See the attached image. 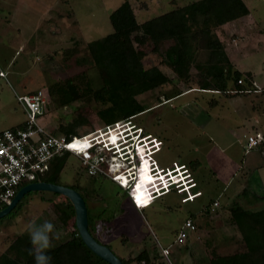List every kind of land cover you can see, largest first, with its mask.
I'll return each mask as SVG.
<instances>
[{
    "label": "rangeland",
    "instance_id": "obj_1",
    "mask_svg": "<svg viewBox=\"0 0 264 264\" xmlns=\"http://www.w3.org/2000/svg\"><path fill=\"white\" fill-rule=\"evenodd\" d=\"M124 1L0 0V71L6 75V80L0 79V132L16 128L24 120L16 94H32L37 90L45 92V88L59 80L85 70L88 78L93 79L94 86H99L86 46L90 41L105 36L110 37L125 81L134 77L140 81L158 72L172 78L171 85L138 97L145 107L156 105L165 96L188 88L161 66L160 59L148 48L143 47L146 56L139 60L127 36L114 35L108 17ZM128 1L137 22L142 23L198 0ZM242 1L249 10L247 17L219 29L200 19L193 31L196 28L211 30L224 43L233 69L252 72L256 87L261 88L264 86V0ZM168 44L165 43L164 47ZM67 49L71 51L68 57L64 56ZM194 58L198 67L193 70L192 76L196 78L199 71L205 73L207 57L198 51L194 52ZM230 86L233 88V84ZM99 107L89 100L59 107L54 98H48V111L38 121L56 135L59 134L58 127L73 118L80 124L76 129L77 136L100 133L106 125L96 115ZM252 107L258 108L252 110ZM132 121L137 127H142L143 134L150 135L144 136L141 144H149L150 156L159 167L171 164V170L177 167L190 172L191 163L192 169H197L194 177L198 185L195 183V190L199 189L200 195L190 202L183 201L184 196L172 188L164 197L150 203L151 196L160 195L168 186L161 188L160 179L155 177L162 173L153 174L152 164L144 159V149L139 146L137 156L141 158V163L135 165L137 178L127 199L126 192L119 190L110 177H90L77 157L63 154L60 156L64 160L56 185L74 186L86 195L84 200L94 217L97 240L109 246L118 258L128 259L134 258L144 247L145 237L148 248L158 244L171 254L169 260L161 256L156 264L247 263L238 231L224 222L233 203L248 209L262 204L253 206L247 203L253 202L252 194L264 197V153L261 156L256 148L249 149L247 137L257 131L260 135L264 134L263 99L259 96L226 99L216 93L193 89L149 109ZM107 136L112 142V138L117 137L116 131L110 130ZM157 142L159 150L156 149ZM111 151L105 156L108 162ZM120 159L126 163V159ZM177 159L180 161L175 162ZM195 162H200L198 168ZM56 168L55 165L53 170ZM147 176L152 178L151 181L146 187H140L139 181H146ZM132 177L128 178L132 180ZM244 189L249 195H241ZM64 199L51 192L27 194L17 205L16 216H6L0 223V255L17 236L27 234V225L33 220L36 223L48 220L55 225L60 236L53 240V245L65 241L74 228L75 213L63 211ZM121 199L125 200L121 203ZM216 202L219 206H214ZM137 209L143 211L136 213ZM103 211L101 219H96ZM113 211V217L105 222L108 212ZM189 218L196 221L199 232L191 234L189 240L179 245L175 242L176 236ZM227 227L232 229L227 231Z\"/></svg>",
    "mask_w": 264,
    "mask_h": 264
},
{
    "label": "trees",
    "instance_id": "obj_2",
    "mask_svg": "<svg viewBox=\"0 0 264 264\" xmlns=\"http://www.w3.org/2000/svg\"><path fill=\"white\" fill-rule=\"evenodd\" d=\"M248 15L249 10L242 0H198L145 22L138 23L130 2L125 0L108 17L114 35L125 34L134 46L136 57L139 60L144 59L146 56L143 47L148 48L151 53L156 54L160 59V65L170 71L178 82L183 83L188 88L165 96L156 105L145 107L139 102L138 97L171 85L173 83L172 78L164 72H158L140 81H136L134 79L136 77L128 82L125 81L126 77L115 55L110 37L105 36L90 41L86 46L92 68L95 69L98 75L99 86H94L93 79L88 78L85 70L72 77L59 80L45 88L46 95L49 99L54 98L59 107L69 106L79 100H89L98 104L100 107L96 115L106 127L113 126L118 122L130 121L133 123L132 120L134 118L143 115L149 109L179 98L185 92H190L193 89H198L208 94L216 93L226 99L236 96L247 99L251 95L257 94L255 95L256 98L259 96L264 101V87L257 89L254 86L251 73H241L233 69L227 56L225 45L211 30L196 28L197 30L193 31V27H197L200 19L204 23H212L214 29H219L225 24L236 22ZM165 43H169L168 46L164 47ZM198 51L204 53L207 57L204 64L206 70L205 73H200L199 71L197 77L194 78L192 72L198 67L194 52ZM70 55L71 51L67 49L64 56L68 57ZM128 76L131 77L130 75ZM230 84H233V88H231ZM257 108L252 107V110H257ZM79 127V121L73 118L70 122L61 124L58 127V132L71 140L77 136L76 129ZM16 128H22V124L17 125ZM142 131L144 133L143 129ZM147 135L150 136L149 134H143V136ZM262 138L263 141L256 148L261 156L264 153V134H262ZM63 160L64 157L60 158V156L53 159L49 172L41 182L56 185ZM195 163L196 167L200 165V162ZM55 165L57 168L53 170ZM190 166L194 168L191 163ZM52 170L53 175H51ZM119 175L118 179H121L123 184H127L128 180L125 174L121 172ZM90 177L105 178L99 173ZM111 182L119 190H123L115 182ZM26 186V184H23L21 188ZM72 189L78 191L83 199L87 198L76 187L73 186ZM247 194L248 192L245 189L241 193L242 196H247ZM54 195L61 197V195ZM251 196L253 198L251 204L258 205L262 203L260 204L261 206L257 209H248L233 203L228 208L229 217L224 223L226 226H233L238 231V238L241 239L245 247L244 256L247 262L245 264H264V197H259L256 194ZM127 197L126 195L125 199ZM18 210L17 207L6 218L15 217V213L17 214ZM63 211L65 213H74L73 206L67 199H64ZM105 211L97 215L96 219H101ZM108 214L109 216L105 219V222L110 221L114 211L112 213L108 212ZM2 220H0V223ZM88 231L98 241L94 217L89 210ZM143 241L144 247L134 258H119L122 264L157 263V260L163 256L161 253V248L163 247L154 244L151 248H148L145 244V237ZM98 242L101 243L100 241ZM31 248L32 245L28 234L24 233L17 236L10 243L8 249L0 255V264H34V257L30 255ZM47 254L52 258L51 264H108L94 255L84 245L75 224L67 239L55 244L48 250ZM169 255H171L170 252ZM211 264H214V262L212 261Z\"/></svg>",
    "mask_w": 264,
    "mask_h": 264
},
{
    "label": "built area",
    "instance_id": "obj_3",
    "mask_svg": "<svg viewBox=\"0 0 264 264\" xmlns=\"http://www.w3.org/2000/svg\"><path fill=\"white\" fill-rule=\"evenodd\" d=\"M0 79L6 80V75L2 71H0ZM16 101L24 114L22 128H11L0 132V211L12 203L17 193L22 189L21 186L23 184L28 186L34 183H41V180L49 172L53 159L64 153L77 157L88 175L93 176L99 173L110 177L111 181L117 185L125 187L126 184H123L121 179H116L118 175H114L111 172L113 170L112 166L115 163L108 162L105 159L106 154H109L110 148L108 143H111L110 140L107 144L102 143L100 147H92L93 144L90 143L89 138L91 133L76 136L69 140L63 135H56L44 128L38 121L39 117H42L48 111V98L46 92L42 90H37L32 94L26 95L16 94ZM105 129L109 132V127ZM107 138L110 139V136ZM262 141L263 138L260 134L249 136L247 137V147L249 149L257 148ZM155 145L156 149H158L160 144L157 142ZM138 146L142 150L144 149L143 155L148 156L151 162V149L148 143L134 145L135 156L130 155V161L134 158L137 164L141 163V158L137 156V152L139 151ZM115 155L116 157H122L119 153H111L110 159L113 160ZM151 164L154 175L162 173V175H158L155 178L160 179L158 182L161 183V188L168 186V189L164 190L165 192L170 191L173 186L177 189L178 185H176V182L178 180H176L170 167H167L163 171L157 170L153 161ZM132 168V165L126 167L127 170ZM126 169L123 170V173ZM192 185L195 184L192 182ZM164 191H161V193ZM178 192L184 196L183 201H188L189 199H193L194 196L200 195V192H195V195L187 193L188 195L185 196V193L181 192V190H178ZM153 197L155 195L150 197V201ZM122 205L124 207L125 204L123 203ZM217 205V202L214 203V206ZM125 212L127 213V211ZM135 212L141 213L142 210L137 209ZM195 231L196 226L192 220H186L183 227L179 230L175 242L183 245L189 233ZM161 253L163 257L169 260L168 249L161 248Z\"/></svg>",
    "mask_w": 264,
    "mask_h": 264
},
{
    "label": "clouds",
    "instance_id": "obj_4",
    "mask_svg": "<svg viewBox=\"0 0 264 264\" xmlns=\"http://www.w3.org/2000/svg\"><path fill=\"white\" fill-rule=\"evenodd\" d=\"M110 130H115L117 134L116 141L108 143L110 150H112L110 154H121L122 157L126 159L127 167L130 165L133 166V168L130 170H127L125 168L126 171L124 173L127 174L126 177L128 179V183L125 185V187L120 186L128 196L133 188L135 179L137 178H133V180L128 178L131 175H137L135 172V165H137V163L136 161H133L134 158L132 161H130V155L135 156L134 145L141 144L144 138L143 131L130 121L118 122L115 125L110 126L109 131ZM100 133L104 135L95 138L96 133H93L89 136L90 143L93 144L92 147H100L102 143L107 144V142L110 140L107 138L108 131H106V129H104ZM100 140H102V142L98 143V141ZM172 173L175 175L176 180H178L176 182V185H178L177 189L174 188V186L172 187L173 189L181 190V192H184L185 195H188L187 193H189V195H195V185H192V179L190 178L187 170L182 171L176 167ZM160 196L161 195L153 197L152 200ZM152 200L150 201V203L152 202ZM27 234L32 245V248L30 249V255L34 257V264H51L52 258L47 254V252L54 246L53 240L59 239L60 236V232L56 229L55 225L48 220H45L42 223H36V221L33 220L30 221L27 225Z\"/></svg>",
    "mask_w": 264,
    "mask_h": 264
},
{
    "label": "water",
    "instance_id": "obj_5",
    "mask_svg": "<svg viewBox=\"0 0 264 264\" xmlns=\"http://www.w3.org/2000/svg\"><path fill=\"white\" fill-rule=\"evenodd\" d=\"M32 192H51L65 197L73 206L75 213V227L84 245L97 257L108 264H122L120 259L104 244L96 241L88 231V209L83 197L75 190L50 183H34L22 188L12 203L0 211V220L8 216L19 202Z\"/></svg>",
    "mask_w": 264,
    "mask_h": 264
},
{
    "label": "crops",
    "instance_id": "obj_6",
    "mask_svg": "<svg viewBox=\"0 0 264 264\" xmlns=\"http://www.w3.org/2000/svg\"><path fill=\"white\" fill-rule=\"evenodd\" d=\"M228 24H230V23H228ZM225 25H227V24H225ZM224 25V26H225ZM224 26H222L221 28H223ZM222 42V41H221ZM223 43V42H222ZM224 44V43H223ZM227 53V52H226ZM227 56H228V58H229V60H230V62H231V59H230V57H229V55L227 54ZM232 64V63H231ZM238 71V70H237ZM240 72V71H239ZM245 72H248V73H251L252 74V77H253V81H254V86L256 87V84H255V75L252 73V72H250V71H244V72H241V73H245ZM264 87V86H263ZM263 87H261V88H263ZM257 88V87H256ZM260 87L259 88H257V89H261ZM255 95H251L249 98H251V97H254ZM230 99H233V98H230ZM21 124V123H20ZM256 134H259V131H257L256 133H255V135ZM263 134V133H262ZM115 135V134H114ZM254 135V134H253ZM116 136H117V134H116ZM262 136V135H261ZM112 142H114V141H116V137H114V138H112ZM159 148H160V146L158 147V150H159ZM259 152V151H258ZM144 157V159H148V156H143ZM148 161H149V165L151 164V162L153 161H151L150 162V160L148 159ZM178 161H180V159H177L175 162H178ZM154 162V165L157 167V169L158 170H163V171H165V169L167 168V167H170L171 166V164H168V165H166L165 167H159L158 166V164L155 162V161H153ZM175 162H173L172 164H175ZM147 164V165H148ZM184 164V163H183ZM198 168V167H197ZM152 169V168H151ZM190 170V172L188 171V174L190 175V178L192 179V182L195 184L196 183V185H198V183H197V180L195 179V177H194V175L196 174V172H197V169L195 170V169H192V167L189 169ZM151 172V171H150ZM150 176H147L146 177V181H144V182H142V181H139V183H140V187H142V188H144V187H146L148 184H149V182L151 181L150 180ZM152 179V178H151ZM142 182V183H141ZM195 188H196V186H195ZM200 190L198 189H196V192H199ZM161 196L159 197V198H161V197H164L165 195H166V192L164 191V192H162L161 194H160ZM198 197V196H197ZM197 197H194L193 199H195V198H197ZM193 199H189L188 201L190 202V201H192ZM249 205H251V202H247ZM253 206H254V204H252ZM259 205V204H258ZM218 206H219V203H218ZM260 206V205H259ZM258 206V207H259ZM257 207V208H258ZM256 208V209H257ZM249 209H251L250 207H249ZM143 211V210H142ZM190 220H192L194 223H195V225H196V221L193 219V218H189ZM186 220H188V219H186ZM185 220V221H186ZM230 229H232V228H229V227H227V231H229ZM199 231L197 230V226H196V231L195 232H192V233H190V235L191 234H197ZM231 233V232H230ZM189 235V236H190ZM229 236V235H228ZM187 240H189V237H188V239ZM234 240H236V238H234Z\"/></svg>",
    "mask_w": 264,
    "mask_h": 264
},
{
    "label": "bare ground",
    "instance_id": "obj_7",
    "mask_svg": "<svg viewBox=\"0 0 264 264\" xmlns=\"http://www.w3.org/2000/svg\"><path fill=\"white\" fill-rule=\"evenodd\" d=\"M110 161L112 163H115V165L112 166V169L111 172L114 173V175H119V173H123V170L127 167L126 163L124 161H122L119 157H114L113 160L110 159ZM109 161V162H110Z\"/></svg>",
    "mask_w": 264,
    "mask_h": 264
},
{
    "label": "flooded vegetation",
    "instance_id": "obj_8",
    "mask_svg": "<svg viewBox=\"0 0 264 264\" xmlns=\"http://www.w3.org/2000/svg\"><path fill=\"white\" fill-rule=\"evenodd\" d=\"M134 125H135V123H134ZM135 126H136V125H135ZM139 129H142V127H141V128L139 127ZM103 135H104V134H101V133H98V132H97L96 135H95V136H96L95 138L101 137V136H103ZM106 139H107V138H106ZM99 142H102V140L98 141V143H99ZM101 145H102V144H101ZM133 178H135V175L132 177V180H133ZM54 185H55V184H54ZM58 186H59V185H58ZM67 188H68V187H67ZM70 189H72V188H70ZM73 190H74V189H73ZM75 191H76V190H75ZM77 192H78V191H77ZM78 193H79V192H78ZM79 194H80V193H79ZM80 195H81V194H80ZM81 196H82V195H81ZM87 205H88V203H87ZM87 209L89 210L88 207H87Z\"/></svg>",
    "mask_w": 264,
    "mask_h": 264
},
{
    "label": "snow or ice",
    "instance_id": "obj_9",
    "mask_svg": "<svg viewBox=\"0 0 264 264\" xmlns=\"http://www.w3.org/2000/svg\"><path fill=\"white\" fill-rule=\"evenodd\" d=\"M145 203H146V201H145Z\"/></svg>",
    "mask_w": 264,
    "mask_h": 264
}]
</instances>
